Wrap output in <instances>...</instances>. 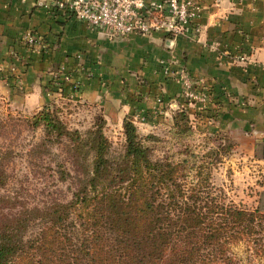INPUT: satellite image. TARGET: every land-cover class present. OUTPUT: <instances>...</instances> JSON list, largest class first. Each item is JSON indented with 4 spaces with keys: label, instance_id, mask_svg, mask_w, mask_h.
<instances>
[{
    "label": "crops",
    "instance_id": "crops-1",
    "mask_svg": "<svg viewBox=\"0 0 264 264\" xmlns=\"http://www.w3.org/2000/svg\"><path fill=\"white\" fill-rule=\"evenodd\" d=\"M55 1L0 0V90L14 107L36 113L64 86L70 97L100 105L109 126L131 116L150 131L186 106L165 71L174 62L210 92L198 129L264 161V0H199L201 33L174 39L111 36L53 8ZM27 31L43 38L41 52L21 43Z\"/></svg>",
    "mask_w": 264,
    "mask_h": 264
},
{
    "label": "trees",
    "instance_id": "trees-1",
    "mask_svg": "<svg viewBox=\"0 0 264 264\" xmlns=\"http://www.w3.org/2000/svg\"><path fill=\"white\" fill-rule=\"evenodd\" d=\"M185 104L169 124L171 142L184 150L164 160L152 158L131 116L123 124L125 154L111 160L110 142L98 125L92 176L69 204L1 225L0 264H242L233 254L241 243L264 259V192L253 211L214 194L188 139H222L202 133V113ZM33 120L35 127L60 130L49 105ZM180 137L186 140L174 141ZM223 143L226 149L219 144L212 153L219 163L223 152L235 149ZM37 226L38 234L31 233Z\"/></svg>",
    "mask_w": 264,
    "mask_h": 264
},
{
    "label": "rangeland",
    "instance_id": "rangeland-1",
    "mask_svg": "<svg viewBox=\"0 0 264 264\" xmlns=\"http://www.w3.org/2000/svg\"><path fill=\"white\" fill-rule=\"evenodd\" d=\"M57 93L58 97L47 105L59 132L45 125L35 127L34 115L40 111L23 113L0 90V226L28 217L32 211H47L72 201L77 190L92 176V133L98 125H102L110 142L111 160H121L125 154L123 127L109 126L100 105ZM169 124L168 119L155 124L150 131L138 129L154 160H164L184 150L172 143ZM181 139L184 138L174 141ZM188 141L200 154V166L215 188L214 194L225 195L227 203L255 210L259 195L264 192V161L243 158L232 149L227 155L223 152L219 163L213 150L219 144L226 149L227 143L202 135ZM39 227L31 233L38 234ZM233 254L242 264H264V259L252 256L245 243L234 246Z\"/></svg>",
    "mask_w": 264,
    "mask_h": 264
},
{
    "label": "built area",
    "instance_id": "built-area-1",
    "mask_svg": "<svg viewBox=\"0 0 264 264\" xmlns=\"http://www.w3.org/2000/svg\"><path fill=\"white\" fill-rule=\"evenodd\" d=\"M52 7L94 30L115 37L161 33L174 39L198 36L202 30L203 11L199 0H57ZM21 43L34 52H41L45 46L43 38L31 31L23 34ZM245 59L244 55L236 57L241 62ZM165 71L180 83L183 98L194 109L201 111L209 105V94L196 85L186 66L171 62L165 66ZM65 80L69 78L65 77ZM141 121H146V118H141Z\"/></svg>",
    "mask_w": 264,
    "mask_h": 264
}]
</instances>
